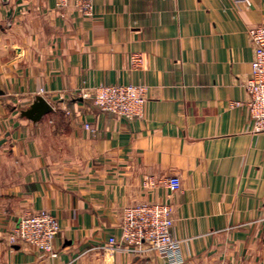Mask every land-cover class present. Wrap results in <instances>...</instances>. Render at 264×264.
Segmentation results:
<instances>
[{"label":"crops","instance_id":"1","mask_svg":"<svg viewBox=\"0 0 264 264\" xmlns=\"http://www.w3.org/2000/svg\"><path fill=\"white\" fill-rule=\"evenodd\" d=\"M93 5L0 0V264H170L108 248L139 203L170 206L182 264H264V131L245 87L264 0ZM131 83L147 90L132 120L78 96ZM41 98L53 109L36 119ZM43 209L56 257L9 239Z\"/></svg>","mask_w":264,"mask_h":264},{"label":"built area","instance_id":"2","mask_svg":"<svg viewBox=\"0 0 264 264\" xmlns=\"http://www.w3.org/2000/svg\"><path fill=\"white\" fill-rule=\"evenodd\" d=\"M63 3L66 0H61ZM245 1V0H243ZM75 5L90 16L93 0H75ZM255 47L252 74L245 83L248 93L247 106L253 119L255 131H264V24L249 29ZM136 60V58L134 59ZM146 87L140 84H105L93 88H82L78 96L91 99L95 106L120 118L132 120L143 113L147 100ZM241 105L240 101L235 102ZM166 183L171 191L182 187L179 175H171ZM172 210L165 203H139L127 205L122 211L121 234L111 237L108 248L134 253L157 252L170 264H182L184 257L181 240L173 233ZM61 231L57 217L43 209L23 215L10 234L11 243L27 242L56 257L54 241Z\"/></svg>","mask_w":264,"mask_h":264},{"label":"water","instance_id":"3","mask_svg":"<svg viewBox=\"0 0 264 264\" xmlns=\"http://www.w3.org/2000/svg\"><path fill=\"white\" fill-rule=\"evenodd\" d=\"M52 109V105L45 98H41L35 106V114L33 117L37 119L45 113L52 111Z\"/></svg>","mask_w":264,"mask_h":264},{"label":"rangeland","instance_id":"4","mask_svg":"<svg viewBox=\"0 0 264 264\" xmlns=\"http://www.w3.org/2000/svg\"><path fill=\"white\" fill-rule=\"evenodd\" d=\"M82 98V97H81Z\"/></svg>","mask_w":264,"mask_h":264}]
</instances>
